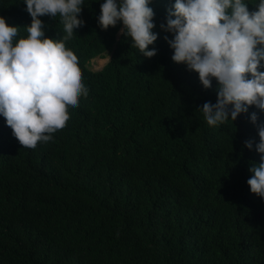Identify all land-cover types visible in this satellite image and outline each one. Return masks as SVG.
<instances>
[{"label":"trees","instance_id":"trees-1","mask_svg":"<svg viewBox=\"0 0 264 264\" xmlns=\"http://www.w3.org/2000/svg\"><path fill=\"white\" fill-rule=\"evenodd\" d=\"M102 2L85 0L86 27L66 42L59 15L41 17L78 60L89 94L67 112L63 159L47 158L26 191L18 181V204L0 180V264H264V199L247 184V154L210 165L211 148L189 130L203 116L198 74L172 61L163 32L147 58L121 24L102 30ZM172 3L152 0L156 31ZM25 9L0 0L19 37L31 23ZM108 54L104 71L89 69Z\"/></svg>","mask_w":264,"mask_h":264},{"label":"clouds","instance_id":"clouds-1","mask_svg":"<svg viewBox=\"0 0 264 264\" xmlns=\"http://www.w3.org/2000/svg\"><path fill=\"white\" fill-rule=\"evenodd\" d=\"M23 3L31 17L23 26L26 37L18 36L20 26L0 16V180L10 204H18V181L26 191L27 177H42L47 158L63 159L67 112L89 94L78 60L60 39L46 35L41 19L59 15L65 42L71 40L86 27L85 0ZM151 3L103 0L97 23L102 30L121 24L120 34L147 58L157 55L153 45L165 33L172 61L198 74L203 89L198 109L203 116L187 129L211 148L210 165L247 154L246 165L237 162L249 177L251 193L264 199V0H174L160 31ZM111 58L98 56L88 67L95 71L94 60L109 59L96 72L104 71ZM234 127L236 138H228ZM38 187L46 198L44 184Z\"/></svg>","mask_w":264,"mask_h":264},{"label":"rangeland","instance_id":"rangeland-1","mask_svg":"<svg viewBox=\"0 0 264 264\" xmlns=\"http://www.w3.org/2000/svg\"><path fill=\"white\" fill-rule=\"evenodd\" d=\"M109 59H105V60H102V59H96V60H94L93 61V64H92V68H93V70H95V71H97V70H99V69H102L105 65H106V63H107V61H108Z\"/></svg>","mask_w":264,"mask_h":264}]
</instances>
